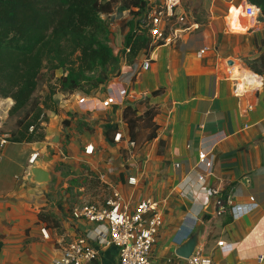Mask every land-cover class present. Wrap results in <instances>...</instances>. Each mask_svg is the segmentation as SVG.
Listing matches in <instances>:
<instances>
[{"label":"crops","instance_id":"obj_1","mask_svg":"<svg viewBox=\"0 0 264 264\" xmlns=\"http://www.w3.org/2000/svg\"><path fill=\"white\" fill-rule=\"evenodd\" d=\"M240 1H213L215 9L211 8L206 23L151 51L153 66L142 70L138 81H131L133 67L118 57L110 62L108 82L89 95L57 93L54 105L39 104L31 123L26 122L25 130L18 133L21 142L8 139L0 147V264H53L63 248H56L54 241L61 243L63 235L70 240L93 229L92 223L73 221L67 209L70 178L86 175L78 174L81 163L110 190L118 189L131 207L147 197L162 203L164 223L154 253L157 264L176 262V247L195 231L199 245L209 242L214 264H264V74H257L263 78L257 80L259 88L235 96L227 69L238 66L248 73L239 63L226 65L230 58L264 54V18L261 15L250 29L238 32L232 22L242 7H231L238 11L230 10L225 18L237 32L228 31L221 11L228 3ZM158 88L162 92L152 96ZM145 97L159 109L154 117L158 136L132 151L126 142L129 129L123 120V103ZM108 99L112 102L106 105ZM136 105L140 111L146 108V103ZM64 119L70 124L63 126ZM77 120L92 129L79 130ZM113 127L124 139L114 141L113 133L109 143L106 132ZM160 138L165 141L162 154L157 153ZM87 144L93 146L91 154L84 153ZM239 148L234 156L221 158ZM200 151L208 153L210 164L204 182L198 180ZM33 152L38 155L29 165ZM59 162L75 174L64 176L62 170L53 174ZM37 164L50 172L49 182L30 180V169ZM229 184L233 185L232 220L222 224L224 214L205 218L212 190ZM42 209H50L60 219L62 236L54 237L51 227L33 224L42 223L37 218ZM42 228L46 238L39 231ZM91 264H118L115 248H100Z\"/></svg>","mask_w":264,"mask_h":264},{"label":"trees","instance_id":"obj_2","mask_svg":"<svg viewBox=\"0 0 264 264\" xmlns=\"http://www.w3.org/2000/svg\"><path fill=\"white\" fill-rule=\"evenodd\" d=\"M121 1L123 3L119 4L118 9L115 8L116 16L120 17L121 49L115 54L109 44V22L102 18L101 14L112 11L113 4L120 1L0 0V97H10L13 100L10 114L26 111V116H29L35 111L37 107L32 110L27 108L32 104L38 77L43 68L52 74L57 70L61 71L56 81L59 91L63 94L81 91L89 95L94 89L106 84L110 78V62L118 57H122L126 65L133 67L132 82L141 78V65L156 46L140 31L139 21L136 19L145 1ZM248 1L260 7L264 18V0ZM132 7H136L137 11ZM126 11L127 17H123ZM257 58L264 66V54ZM152 66L151 59L149 68ZM257 72L262 75L260 71ZM162 90L163 88H158L151 94L156 96ZM136 103H146V108L140 111ZM158 112V107L150 105L147 97L138 102L123 103V120L129 129L128 139L135 143V148L158 136L159 126L154 121ZM140 123L150 127L148 135L143 139L138 128ZM68 124L69 119L62 121L63 126ZM82 127L92 129L85 121L77 120V128L82 130ZM116 131L117 127L107 130L106 140L109 143L111 135ZM8 139L21 142V138L17 136L10 135ZM164 146L165 141L160 138L158 154H162ZM240 149L226 152L221 158L232 157ZM89 174L94 175L92 171ZM232 186L229 184L222 188L218 195L212 190V194L217 197V206L223 204L226 197L231 195ZM223 216L222 224L232 220L229 211ZM211 217L210 214H205V218ZM37 218L46 228L58 226L60 222L54 213L44 209L38 212Z\"/></svg>","mask_w":264,"mask_h":264},{"label":"built area","instance_id":"obj_3","mask_svg":"<svg viewBox=\"0 0 264 264\" xmlns=\"http://www.w3.org/2000/svg\"><path fill=\"white\" fill-rule=\"evenodd\" d=\"M145 4L140 9L136 19L139 21L140 31L147 35L151 42L157 46L175 42L183 33L199 27L197 22H187L181 10V0H144ZM242 3L231 7H242L244 17L247 20L257 21L261 16L260 7L248 0H241ZM137 11V8H133ZM116 11L101 14V17L109 22L110 36L119 35L120 17L116 16ZM127 11L124 13L125 17ZM116 16V17H115ZM154 47V48H155ZM151 52L149 57L141 65V70L149 69ZM233 82V94L242 96L252 90H242L237 83V76L232 75V70H227ZM83 100V98L81 99ZM112 102L111 99L105 100ZM33 126H30V130ZM9 135L0 134V147L8 141ZM124 136L116 131L113 135L114 141H121ZM127 144L132 149L135 143L126 139ZM93 146L87 144L84 147L85 154H91ZM38 153L33 152L28 157V164L33 165ZM208 153L200 151L198 153V166L202 170L198 176L200 182L205 181V176L209 173L210 164L207 161ZM178 163L175 167H179ZM128 182L135 183L133 177H129ZM221 189H215L214 193L219 194ZM215 198L214 216H221L229 211L233 201L231 195L226 197L223 204L217 206ZM69 215L73 221H85L94 225L93 229L77 234L71 238L62 248V252L53 264H91L99 257V250L103 247H114L117 253L118 264H157L154 260L155 248L164 223V207L160 201L150 197L139 201L131 207L124 195L118 189H111L109 197L102 203H86L74 206L70 209ZM46 238L45 229L41 230ZM202 245H198L192 255L185 259L179 258L172 264H214L211 254L203 250Z\"/></svg>","mask_w":264,"mask_h":264},{"label":"rangeland","instance_id":"obj_4","mask_svg":"<svg viewBox=\"0 0 264 264\" xmlns=\"http://www.w3.org/2000/svg\"><path fill=\"white\" fill-rule=\"evenodd\" d=\"M116 1L117 2L120 1V2L113 4L114 7L113 10H115V8L118 9L119 4L123 3L121 0H116ZM213 1L216 2L217 0H181V10L184 13L185 20L187 22L197 21V23L200 24L206 23L208 17L210 16L211 8L215 9V6L214 5L212 6ZM241 2L242 1H240L239 4H241ZM239 4H234V5L236 6ZM230 5L231 3L230 4L228 3L226 5L227 6L226 9L221 11L222 13L221 19L224 22L225 27L227 28L228 31L237 32L229 27V25L227 24V20L225 18L227 17L228 8L230 7ZM127 15L128 14H126L125 17H127ZM244 21L245 18L243 15V11L242 9H240L236 15V21L232 22L234 25H237L238 29H240V31L238 32H244L256 24L254 20H248L249 26L246 29ZM109 44L113 48V52L115 54L118 53L121 49L120 35L113 34V36H110ZM259 50H261V47H259ZM235 60L237 61L236 64L239 63V65L251 71L252 75L256 79L254 77L252 78V75L249 72H247L248 73L247 76L251 79L254 88L255 89L259 88V86H261L260 85L261 83L257 81V79L261 80L262 78L260 75L257 76L258 72L256 73V71L258 70L261 72V74H264V66L261 65L260 59L251 56H239L236 57ZM238 71L240 70L235 68L233 73L235 72L236 74ZM55 73L52 74V72L47 70L46 68H43L41 70L40 75L38 77V84L32 97V102H31L32 104H30L27 109L32 110L35 107H38L40 103H43L44 105L47 104L48 106L55 104L53 102L54 96H56L57 93H61L58 89V84L56 81L57 78L59 77L58 76L59 72L58 74ZM12 104H13V100L10 97H6V98L0 97V133H9L11 136L18 137V133L20 131L25 130V127L27 126L26 122L31 123L33 118H31L30 116L33 113L29 114V116H26V111H20L15 114H10L9 109ZM36 109L37 108H35V110ZM138 128H139V133H141L142 139L145 136H147L150 131V127L145 125V123H140L138 125ZM59 170L65 172L64 176L75 174V171H71L70 169L67 168V166H65L61 162L56 164V167L52 168L53 174L55 173L54 171L57 172ZM82 172L86 173V175H78L76 177H71L68 182V186L66 188V192L69 193V197L67 198L68 211L74 206H79L86 203H102L110 195L111 192L110 188L107 185L104 186V184L101 183L96 178V175L89 174L90 173L89 169L83 163H81V170L78 174ZM62 189H65V187ZM47 211H50V209H48ZM33 224H40V226L44 225L43 223L35 222V221H33ZM51 228H53V231L56 234L54 237L63 235L64 228L60 222L58 223V226H52ZM31 229L32 226L30 225L26 231L27 235H30ZM39 231L41 233V229ZM62 237L64 239L63 242L58 243L57 241H54V245L56 246V248H61V246H65V244L69 241L68 236L66 237V235L65 236L63 235ZM203 247H204L203 250L206 253H209L210 251L209 242L204 244Z\"/></svg>","mask_w":264,"mask_h":264},{"label":"water","instance_id":"obj_5","mask_svg":"<svg viewBox=\"0 0 264 264\" xmlns=\"http://www.w3.org/2000/svg\"><path fill=\"white\" fill-rule=\"evenodd\" d=\"M233 62L234 59L232 58L227 59L226 65H232ZM232 75L236 76V74L234 73H232ZM30 174H31L30 180L36 183H47L51 179L50 172L39 164L31 167ZM242 181L246 182V179L242 178ZM215 208H216L215 198L212 196L208 204L206 205L204 211L207 214L214 215ZM199 241H200L199 232L195 231L188 239H186L184 242H182L180 245L176 247L175 255L179 258H185V259L189 258L192 255L194 249L199 245Z\"/></svg>","mask_w":264,"mask_h":264},{"label":"bare ground","instance_id":"obj_6","mask_svg":"<svg viewBox=\"0 0 264 264\" xmlns=\"http://www.w3.org/2000/svg\"><path fill=\"white\" fill-rule=\"evenodd\" d=\"M243 15H244V13H243ZM245 18V21H244V24H245V27H246V29H247V25H246V22H248V20H246V17H244ZM236 60H234V62H233V64L232 65H228V66H230V67H236ZM237 69L239 68L238 66L236 67ZM242 68H244L243 66H242ZM247 72H249V73H251V71L249 70V69H246V68H244ZM232 73H233V71H232ZM234 74H235V72H234ZM251 75H252V73H251ZM236 76H238L237 78V83H238V85H239V87H240V89H242V90H252V89H255L254 88V85H253V83H252V81H251V79L248 77V76H246L243 72H241V71H238L237 73H236ZM258 76V75H257ZM254 76L252 75V78H253ZM255 78V77H254ZM261 78H262V76H261ZM256 79V78H255ZM257 80H259V79H257ZM262 80H263V78H262ZM255 81V80H254ZM257 89V88H256Z\"/></svg>","mask_w":264,"mask_h":264},{"label":"clouds","instance_id":"obj_7","mask_svg":"<svg viewBox=\"0 0 264 264\" xmlns=\"http://www.w3.org/2000/svg\"><path fill=\"white\" fill-rule=\"evenodd\" d=\"M231 11H232L233 14H235L238 10L232 9Z\"/></svg>","mask_w":264,"mask_h":264}]
</instances>
